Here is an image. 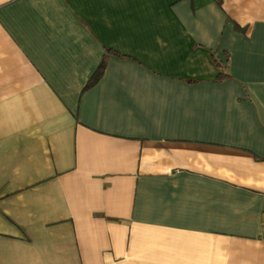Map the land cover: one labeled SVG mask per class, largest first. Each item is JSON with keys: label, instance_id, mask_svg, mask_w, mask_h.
I'll use <instances>...</instances> for the list:
<instances>
[{"label": "crops", "instance_id": "obj_1", "mask_svg": "<svg viewBox=\"0 0 264 264\" xmlns=\"http://www.w3.org/2000/svg\"><path fill=\"white\" fill-rule=\"evenodd\" d=\"M0 264H264V0H0Z\"/></svg>", "mask_w": 264, "mask_h": 264}, {"label": "trees", "instance_id": "obj_2", "mask_svg": "<svg viewBox=\"0 0 264 264\" xmlns=\"http://www.w3.org/2000/svg\"><path fill=\"white\" fill-rule=\"evenodd\" d=\"M109 52V54H114V55H118V54H116L115 52H112V51H108ZM220 68H222V64H220V66H219ZM223 69V68H222ZM103 71H104V67H102L99 71H97V74H96V76H95V78H94V82H97L100 78H101V76H102V74H103ZM224 77H229V75L228 74H224V73H222L221 74V78H224Z\"/></svg>", "mask_w": 264, "mask_h": 264}]
</instances>
